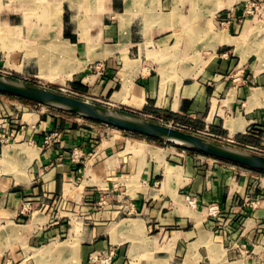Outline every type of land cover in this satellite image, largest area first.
<instances>
[{
    "label": "crops",
    "instance_id": "1",
    "mask_svg": "<svg viewBox=\"0 0 264 264\" xmlns=\"http://www.w3.org/2000/svg\"><path fill=\"white\" fill-rule=\"evenodd\" d=\"M244 1L40 0L39 44H71L72 88L107 98L112 110L259 142L263 22L234 19L204 40L203 20ZM5 99L0 264H97L91 256L101 252L114 253L112 264H264V173L102 137L88 121ZM53 133L59 138L46 146Z\"/></svg>",
    "mask_w": 264,
    "mask_h": 264
},
{
    "label": "rangeland",
    "instance_id": "2",
    "mask_svg": "<svg viewBox=\"0 0 264 264\" xmlns=\"http://www.w3.org/2000/svg\"><path fill=\"white\" fill-rule=\"evenodd\" d=\"M39 1L40 0L38 1L37 0H0V76L8 79L21 81L28 85L31 84L40 87L42 89H46V90L48 89L63 95L66 94L76 98L79 97L78 99L88 100L99 106L102 105L107 107L106 104L108 102L107 98L102 96H95L93 94H87L84 92L80 94L72 88L73 85L72 80L74 77L73 75L70 76V72H68L69 70H71L70 68L69 69L65 68L64 70L54 69L55 71L49 69L47 70V74L43 76L41 72L39 74V71H41V66H40L41 63L39 62L40 55H34V57L33 55L32 57L30 55H28L29 57L27 55H26L27 57L25 56V54L31 50L35 52V50H37V47L39 49L46 47V45L49 46L51 45V43H46L42 45L39 44V32H41L39 26L41 24H44L41 20H38V16L39 18L40 16H42V14L38 12V8H37V3ZM243 3L244 4H242L243 5L242 7L240 6V9H236L237 12L239 11L241 12L240 16H237V14H235L236 10H234L233 12L231 11V12H225L224 14H219L214 20L213 19L203 20L204 28L207 29V34L210 33L207 36H205L204 40H206V42L211 40L213 35L212 30L213 31L215 30V32L228 31L227 29L230 28V24L234 22L232 21L234 19L238 21V23L241 25H243V23L246 20L262 21L264 24V0H245ZM262 30H264V26H262ZM232 36H238V35L233 34ZM18 40H20V42ZM192 46L196 47V43L195 44L190 43V47ZM188 58L192 60L193 54L190 53ZM174 67H177L176 64ZM74 84L77 83L75 82ZM5 98L18 99L24 102L25 104H27L28 106H30L32 110L33 109L39 110L43 108L44 110H47V114L49 113L50 115H61L65 117L71 116L74 118H78L83 122L88 121L89 123H93L96 126L98 132L100 133V136L102 137L103 136L106 137L108 135L111 136L115 135L129 142L133 140L135 141L141 140L154 146H161V147L168 146L163 142L159 143L155 140L149 139L139 134L137 135L122 130L119 131L105 124L101 125L90 120H86V119L83 120L82 118H79L76 115L63 113L56 109L45 107L32 101H26L14 96L10 97L8 95H4L0 93L1 106L7 102V99ZM0 114L1 116L3 115L7 116L8 112L5 111L4 109V110H0ZM139 115L140 117L142 118L145 117L147 120L153 122H160L168 125L170 124V122H172L171 119L166 118L159 114L155 115L153 113H148V114H139ZM178 123L180 125L178 126L179 129L184 130L188 133L191 134L195 133L197 135L205 137L209 140L210 139L214 140L226 146L228 145L234 146L244 150L248 149L264 156V140H261L259 142H250V141L241 142L240 140H236L229 136L227 137L226 134L221 131L215 132L213 130L207 129L206 127H198L190 124L189 122H184V121Z\"/></svg>",
    "mask_w": 264,
    "mask_h": 264
},
{
    "label": "water",
    "instance_id": "3",
    "mask_svg": "<svg viewBox=\"0 0 264 264\" xmlns=\"http://www.w3.org/2000/svg\"><path fill=\"white\" fill-rule=\"evenodd\" d=\"M0 93L32 101L63 113L76 115L83 120H90L101 125L105 124L119 131L139 134L189 152H195L210 158L213 157L246 169L249 168L264 173V156L254 151L226 146L195 133L191 134L177 127L118 112L88 100L78 99L66 94L63 95L2 76H0Z\"/></svg>",
    "mask_w": 264,
    "mask_h": 264
},
{
    "label": "bare ground",
    "instance_id": "4",
    "mask_svg": "<svg viewBox=\"0 0 264 264\" xmlns=\"http://www.w3.org/2000/svg\"><path fill=\"white\" fill-rule=\"evenodd\" d=\"M67 1V0H65ZM73 1V0H72ZM79 1V0H78ZM92 1V0H91ZM90 2V1H89ZM57 5V4H56ZM32 6V5H31ZM34 6V5H33ZM35 7V6H34ZM33 7V8H34ZM53 7V6H51ZM77 7V6H76ZM54 8V7H53ZM56 8V6H55ZM54 8V9H55ZM44 9V8H43ZM30 10V9H29ZM28 10V11H29ZM62 11V10H61ZM141 11V10H140ZM128 12V10H127ZM134 12L133 11H130V13ZM138 12V11H137ZM93 13V12H92ZM142 13V12H140ZM55 14V13H54ZM53 14V15H54ZM134 14V13H132ZM56 15V14H55ZM36 17V16H35ZM48 17V16H47ZM27 18V16H26ZM30 18V17H29ZM40 20V19H38ZM57 20V19H56ZM51 21V20H50ZM124 21V20H123ZM4 22V21H3ZM40 22V21H39ZM6 23V22H5ZM42 23V22H41ZM44 23V22H43ZM50 26V25H49ZM42 31V30H41ZM44 31V30H43ZM49 35V34H48ZM54 38V37H53ZM42 40V39H41ZM46 40V39H45ZM6 41V40H5ZM20 42V40H18ZM49 41V40H48ZM14 42V41H13ZM22 42V41H21ZM11 44V42H10ZM36 44V42H35ZM34 44V45H35ZM42 45V44H41ZM45 46V45H44ZM33 48V47H32ZM35 48V47H34ZM28 56L30 55L32 57H34V55H40L39 57V62L41 63L40 66H41V71H39V74L41 72V74L44 76L47 74V70L51 69L53 71L55 70H58V69H65V68H71L73 66V64L75 63L74 61V47L71 46V44L67 43V42H59V41H54V43H51V45H46V47H43V48H39L37 47V50H35V52L33 50L29 51L28 53L25 54V56ZM26 56V57H27ZM29 57V56H28ZM76 66V65H75ZM78 66V65H77ZM55 69V70H54ZM62 71V70H60ZM72 71V70H71ZM76 71V70H75ZM59 72V71H58ZM70 72V71H68ZM74 72V69L73 71ZM66 73V72H65ZM54 75V74H53ZM71 76V74H70ZM46 78V77H45ZM127 86V85H126ZM128 91V90H127ZM123 92V91H122ZM125 92H126V89H125ZM125 92L123 94H125ZM116 101H119L116 99ZM7 153V152H6ZM6 156V155H5ZM8 156V155H7ZM6 158V157H5ZM122 224V223H121ZM141 224V222H140ZM77 225V224H76ZM125 225V224H124ZM133 226V225H132ZM131 226V227H132ZM135 229V228H134ZM136 231V229H135ZM138 231V230H137ZM142 236V235H141ZM139 237V236H138ZM135 242V241H133ZM134 244V243H133ZM136 244V243H135ZM154 244V243H153ZM137 245V244H136ZM140 246V245H139ZM141 246H142V243H141ZM156 246V245H155ZM143 247V246H142ZM139 248V247H138ZM136 249V248H135ZM168 249V248H167ZM133 250V249H132ZM165 251V249H164ZM167 251V250H166ZM53 253V252H52ZM132 253V251H131ZM134 253V252H133ZM54 254V253H53ZM135 255V254H134ZM132 256V255H130ZM137 256V255H135ZM134 256V257H135ZM53 257V256H52ZM135 259V258H134ZM138 259V257H137ZM140 260V259H138ZM144 260V259H143ZM150 262V261H149ZM152 263V262H151ZM58 264V263H57ZM137 264V263H135Z\"/></svg>",
    "mask_w": 264,
    "mask_h": 264
},
{
    "label": "built area",
    "instance_id": "5",
    "mask_svg": "<svg viewBox=\"0 0 264 264\" xmlns=\"http://www.w3.org/2000/svg\"><path fill=\"white\" fill-rule=\"evenodd\" d=\"M160 123V122H159ZM163 124V123H162ZM166 125V124H165ZM168 126H171V127H173L172 125H168ZM174 127H176V126H174ZM177 128H179V127H177ZM59 134H57V133H53V134H49L46 138H45V142H44V144L46 145V146H48V145H51L52 143H54V142H56L57 141V139L59 138ZM187 200V202H189L190 204L192 203L191 201H190V199L189 198H187L186 199ZM28 210V207H24V209H23V213H26L25 211H27ZM213 213V212H212ZM212 213H211V215H212ZM214 214H216V212H214L213 213V215ZM114 253L113 252H109V253H95V254H93L92 256H91V259L95 262V263H97V264H112V262H113V260H114Z\"/></svg>",
    "mask_w": 264,
    "mask_h": 264
},
{
    "label": "trees",
    "instance_id": "6",
    "mask_svg": "<svg viewBox=\"0 0 264 264\" xmlns=\"http://www.w3.org/2000/svg\"><path fill=\"white\" fill-rule=\"evenodd\" d=\"M157 142L161 143V141L156 140ZM171 146V145H170Z\"/></svg>",
    "mask_w": 264,
    "mask_h": 264
}]
</instances>
